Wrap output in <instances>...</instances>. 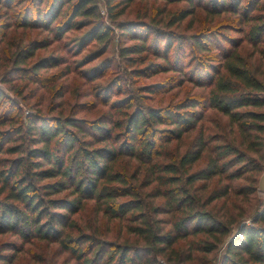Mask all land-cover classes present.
<instances>
[{
  "label": "trees",
  "instance_id": "16d2710c",
  "mask_svg": "<svg viewBox=\"0 0 264 264\" xmlns=\"http://www.w3.org/2000/svg\"><path fill=\"white\" fill-rule=\"evenodd\" d=\"M14 1L8 0V3ZM44 1L31 0L32 5H37L36 16L32 17L28 8L22 16L23 27H44L60 39L78 27L80 22L76 19L81 17L93 20L87 40L92 38L99 43L111 38L113 30L103 20L99 0H50L43 10ZM132 1L106 0L111 20L116 22L122 13L121 10L113 14V7ZM178 1L196 4L195 0ZM258 1L252 0V3L255 5ZM214 2L221 11L227 10V6L233 11L241 8L240 0L231 1V5L226 0ZM259 7L257 10L264 11V2ZM187 13L180 10L177 19L185 18ZM242 17L246 21H258L252 24L248 35L254 43L263 41L262 14L250 18L242 14ZM116 24L123 36L136 41L123 49L124 55L149 50L137 23ZM193 42L198 50L205 52L214 41L210 35H201V38L195 35ZM166 43L164 52L156 49L164 62L150 66L152 73L179 67L180 61L176 65L169 60L171 47L169 41ZM227 52L222 62L225 73H218L217 78H200L201 85L210 87L208 94L192 96L176 108L165 110L128 112L131 104L122 103L115 105L119 117L105 114L87 120L29 114L25 121L15 122L21 119V113H16V104L0 91L3 107L11 102L9 110L0 117V234L11 233L24 242L33 239L56 242L71 253L77 264H165L157 260L158 256L166 264H183L184 258L175 248L180 240L205 235L190 244L191 252L187 255L190 260L194 250L211 253L217 249L218 236L230 234L220 264H264V226H257L264 222V207L253 218V224L242 223L232 232L230 223L201 208L200 200L188 188L225 173L229 178H239L247 161L242 151L232 143L211 144L210 137L201 132L184 153L162 159L167 156L169 143L197 126L203 117L199 109L204 107L215 108L237 123L244 141L250 144L248 150L263 149L260 137L254 133L264 132V112L247 107H264V80L257 77L237 50L228 48ZM34 53L33 43L16 52L13 69L20 71L19 78L28 80L30 75L25 73L37 75L35 70L53 67L61 60L45 58L31 69L22 68ZM189 79L193 81L192 77ZM7 125L8 128L1 130ZM255 136L259 138L254 139ZM3 154L16 156L10 158ZM204 155L205 166L192 171ZM124 157L137 162L131 174L118 166ZM151 184L155 186L144 192ZM228 191L229 186L214 190L209 201L225 197ZM62 193L65 194L58 196ZM147 196L162 197L164 203L150 205L145 201ZM87 200H94L108 217L126 218L127 231L137 241L109 247L81 231L71 215L78 213ZM160 213L171 217L158 218ZM11 245L14 253L18 245ZM7 256L0 254V260H8Z\"/></svg>",
  "mask_w": 264,
  "mask_h": 264
},
{
  "label": "rangeland",
  "instance_id": "374dc122",
  "mask_svg": "<svg viewBox=\"0 0 264 264\" xmlns=\"http://www.w3.org/2000/svg\"><path fill=\"white\" fill-rule=\"evenodd\" d=\"M49 1L45 0L41 5L43 10L49 6ZM226 1L228 5L233 2ZM195 2V5H188L186 1L178 0H133L113 7V14L122 10L116 22L137 23L140 36L145 38L149 47V50L141 54L124 55L123 49L136 41L123 36L116 22L111 20L106 0H99L101 14L105 24L113 31L108 41L99 43L92 38L87 40L93 20L86 21L78 17V27L58 39L52 30L44 27L22 26V16L28 8H31L32 17L36 16L37 5H32L31 0H15L12 4H9L8 0H1L0 91L16 104V113H21V119L15 122L25 121L29 114L45 117L74 116L87 120L105 114L119 117L120 115L115 113L118 110L115 105L122 103L131 104L128 112L135 109L148 111L176 108L185 99L208 94L210 87L201 85L200 78L207 80L211 76L217 78L218 73H225L222 62L229 53L228 48L230 51L237 50L250 69L257 73V77L264 80V40L254 43L248 35L252 24L258 21H246L242 17V14L249 18L257 14L264 17V11L257 10L264 0H259L255 5L252 0H240L241 8L238 11H233L229 6L227 10L221 11L216 8L218 3L214 0ZM66 7L67 5L62 8L61 13ZM180 10L188 12L181 20L177 19ZM60 16V19L64 18L62 14ZM54 24L56 23L52 25ZM195 35L199 38L201 35L212 36L214 42L209 50L202 52L196 48L193 42ZM167 41L171 47L169 60L176 62V65L180 61L178 68L189 74L177 71V67L172 71L157 73H152L153 70L149 69L155 63L164 62L156 49L160 48L161 52H164ZM29 43L35 45V53L27 59L22 68L31 69L33 64L45 58L61 60L53 67L35 70L37 75L25 73L30 75L27 80L19 78L20 71L13 68L16 52ZM191 77L193 81L189 79ZM3 104L0 103V117L9 110L11 102L4 107ZM247 109L264 112V107ZM199 110L202 111L203 117L197 126L185 133L181 139L169 143L167 156L162 159L168 160L184 153L201 132L210 137L211 144L232 143L242 151L247 161L242 165L239 178H229L225 173L206 182L198 181L188 187L200 200L201 208L209 210L228 225L230 223V229L234 232L242 223L253 224V218L264 207V193L259 190V181L264 171V132L254 133L260 137L258 140L263 143V149L248 150L250 144L244 141L237 123H233L227 115L215 108L204 107ZM8 127H2L1 130ZM259 137L255 136L254 139ZM1 156L13 158L16 155ZM206 162L207 157L204 155L201 161L192 167V171L205 166ZM118 166L131 174L136 170L137 162L124 157L119 160ZM143 175L142 171L141 178ZM154 186L151 184L144 192L150 191ZM228 186L229 191L225 197L209 201V196L214 190ZM145 201L150 205L164 203L162 197L147 196ZM168 216L170 215L167 213L157 215L162 219ZM71 218L81 231L87 232L109 247L137 241L135 236L127 231L126 218L106 216L94 200L85 201L82 209L71 215ZM257 226H264V222H259ZM200 236L205 235L189 236L175 246L184 258L183 264H220L230 234L218 236L215 251L203 253L194 250L191 259L187 260L190 244ZM12 243L18 245L14 253H11ZM0 254L8 255V260H0V264H77L71 253L56 242L39 239L24 242L11 233L0 234ZM157 260L166 264V260L161 256H158Z\"/></svg>",
  "mask_w": 264,
  "mask_h": 264
},
{
  "label": "water",
  "instance_id": "95a60500",
  "mask_svg": "<svg viewBox=\"0 0 264 264\" xmlns=\"http://www.w3.org/2000/svg\"><path fill=\"white\" fill-rule=\"evenodd\" d=\"M259 190L264 193V171L259 181Z\"/></svg>",
  "mask_w": 264,
  "mask_h": 264
}]
</instances>
